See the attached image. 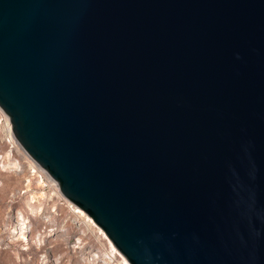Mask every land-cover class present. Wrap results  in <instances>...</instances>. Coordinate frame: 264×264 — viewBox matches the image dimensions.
<instances>
[{"label":"water","instance_id":"95a60500","mask_svg":"<svg viewBox=\"0 0 264 264\" xmlns=\"http://www.w3.org/2000/svg\"><path fill=\"white\" fill-rule=\"evenodd\" d=\"M0 109L129 264H264V0H0Z\"/></svg>","mask_w":264,"mask_h":264},{"label":"rangeland","instance_id":"374dc122","mask_svg":"<svg viewBox=\"0 0 264 264\" xmlns=\"http://www.w3.org/2000/svg\"><path fill=\"white\" fill-rule=\"evenodd\" d=\"M31 164L0 126V264H118L107 240L75 216L47 175Z\"/></svg>","mask_w":264,"mask_h":264},{"label":"bare ground","instance_id":"6f19581e","mask_svg":"<svg viewBox=\"0 0 264 264\" xmlns=\"http://www.w3.org/2000/svg\"><path fill=\"white\" fill-rule=\"evenodd\" d=\"M0 126H2V130L4 132V135L6 136V139L7 141L10 143V146H14L15 143H18L17 140L15 139L13 133H12V130H11V126L7 121H3L2 118H1V115H0ZM11 150H9L7 152L6 155H9L11 152ZM33 161V164L32 167L34 168L33 171H40V172H44L47 177L49 178V181L56 187L58 193L62 196L61 192L59 191V186L57 184V182L52 178L50 177L47 172L41 167L39 166L34 160ZM2 166H4V164H2ZM37 169H36V168ZM39 176H41V174L39 173ZM34 196L32 195L31 198H33ZM68 200V199H66ZM68 202V206L71 208V211L72 213L77 216L78 218L81 217V219L83 220L84 224L89 228V229H95L97 230V232L107 240V242L109 243V247L111 249V252L113 253L112 256H117L119 258V262L118 264H129L128 261L126 260V258L124 257V255H122L119 250L111 243V241L108 239V237L105 235L104 231L92 220V218L90 216H88L82 209H80L79 207L75 206L74 204H72L71 202H69V200L67 201ZM22 229V227H21ZM21 235L23 237H25L22 232H20Z\"/></svg>","mask_w":264,"mask_h":264},{"label":"built area","instance_id":"2783aa9c","mask_svg":"<svg viewBox=\"0 0 264 264\" xmlns=\"http://www.w3.org/2000/svg\"><path fill=\"white\" fill-rule=\"evenodd\" d=\"M0 115H1V118H2V120L3 121H7L8 120V122H9V124H10V126H11V123H10V121H9V118H8V116L0 109ZM112 255H113V253H112Z\"/></svg>","mask_w":264,"mask_h":264}]
</instances>
